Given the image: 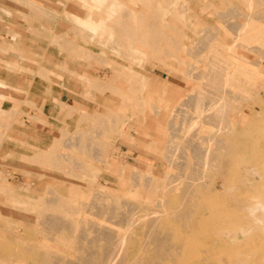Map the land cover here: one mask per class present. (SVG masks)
<instances>
[{"label": "rangeland", "instance_id": "374dc122", "mask_svg": "<svg viewBox=\"0 0 264 264\" xmlns=\"http://www.w3.org/2000/svg\"><path fill=\"white\" fill-rule=\"evenodd\" d=\"M13 1L0 264H264V0Z\"/></svg>", "mask_w": 264, "mask_h": 264}, {"label": "crops", "instance_id": "0c3cea01", "mask_svg": "<svg viewBox=\"0 0 264 264\" xmlns=\"http://www.w3.org/2000/svg\"><path fill=\"white\" fill-rule=\"evenodd\" d=\"M13 0H0V42L2 41H7L8 40V33L10 31H12V24L13 21H14V13L15 11V4H13ZM3 7H7V8H10L12 9V13L11 14H8L7 12L4 11ZM90 26L92 28H97V24H91L90 23ZM4 60H7V59H4ZM2 62H3V59L2 61L0 62V69H3V70H0V85L3 87V85L7 84V85H13L14 87L18 88L20 86L23 85L24 82H21V80L19 79L21 76H24V75H20L18 76V73H20L19 71H5L4 68H2ZM15 74V75H14ZM13 76H18L17 78H13ZM20 82H19V81ZM22 88V87H21ZM6 89V91H0L3 92V93H6L8 94L9 93V89L8 87L7 88H4ZM8 90V91H7ZM9 96H12L14 98H17L18 100H24L22 98H20V96H17V95H11V94H8ZM57 97V95H54ZM60 100L62 101H65L63 100L62 98L58 97ZM67 102V101H65ZM69 103V102H68ZM72 104V103H70ZM47 105V106H46ZM47 107V108H46ZM63 114H64V111L62 110L61 106L60 105H57V103L54 102V99L51 98L49 95L47 96V103H45V107H43V115H45V118L46 119H50V120H54V119H59L61 120V118H63ZM37 126L39 127L38 131L41 133V135H46L47 137H49V142H50V138H51V135L57 133V130L58 128L55 126V125H49V124H46V123H42L40 121L37 120ZM9 128V127H8ZM23 128L24 130V127L21 125V129ZM12 131L13 129H8V132L9 131ZM38 135V134H37ZM9 136V135H8ZM7 136V137H8ZM7 137L2 140L0 138V148L4 147L6 144H5V140L7 139ZM24 139L21 141H17L15 142V152H19V149L21 148L22 149V145H21V142H23ZM42 141V140H41ZM30 142V141H29ZM37 146H41V147H45L46 145H43L40 141L37 143H33ZM49 144V143H48ZM47 144V145H48ZM26 175V174H25ZM30 176V175H29ZM32 176V175H31ZM37 192H39V190H37ZM57 195H59L60 197L62 196H65L64 193H57ZM257 208V205L253 206L252 209L255 210ZM45 222H49V224L53 227H59L62 223H65L64 221H62L61 219H57L56 217H49L47 218L46 220H44ZM71 264V263H70Z\"/></svg>", "mask_w": 264, "mask_h": 264}, {"label": "bare ground", "instance_id": "6f19581e", "mask_svg": "<svg viewBox=\"0 0 264 264\" xmlns=\"http://www.w3.org/2000/svg\"><path fill=\"white\" fill-rule=\"evenodd\" d=\"M247 19L249 20V18H247ZM244 20H246V19H244ZM246 22H247V20L244 22V24ZM246 25H250V23L249 24L247 23ZM216 139H218V138H216ZM207 140H209V139H207ZM217 142H218V140H217ZM150 235L152 237H149V241H154L155 244H157V245L155 247H150L148 249V251L150 252L151 255H149V253H148L145 255V257L143 255L139 257V259H138L139 264H158L160 258L163 256L164 253H166V248H165V239L166 238L163 237L158 231H151ZM73 264H77V263H73Z\"/></svg>", "mask_w": 264, "mask_h": 264}]
</instances>
